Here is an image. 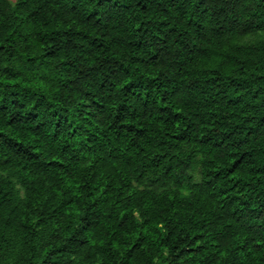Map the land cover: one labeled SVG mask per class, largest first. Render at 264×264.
<instances>
[{
	"label": "trees",
	"instance_id": "obj_1",
	"mask_svg": "<svg viewBox=\"0 0 264 264\" xmlns=\"http://www.w3.org/2000/svg\"><path fill=\"white\" fill-rule=\"evenodd\" d=\"M0 264H264V0H0Z\"/></svg>",
	"mask_w": 264,
	"mask_h": 264
}]
</instances>
